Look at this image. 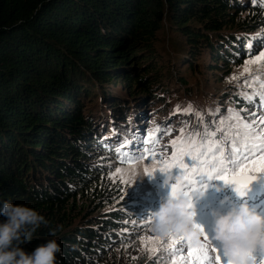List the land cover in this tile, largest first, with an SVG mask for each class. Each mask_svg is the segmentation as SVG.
<instances>
[{
	"label": "trees",
	"instance_id": "trees-1",
	"mask_svg": "<svg viewBox=\"0 0 264 264\" xmlns=\"http://www.w3.org/2000/svg\"><path fill=\"white\" fill-rule=\"evenodd\" d=\"M167 19L185 43V69L160 64ZM261 47L260 0H0V207L26 205L49 221L24 250L56 239L57 264L105 257L130 218L121 209L88 215L113 198L93 160L117 155L112 145L125 135L113 143L108 133L125 132L135 105L165 103L172 84L190 88L197 73L211 83Z\"/></svg>",
	"mask_w": 264,
	"mask_h": 264
},
{
	"label": "rangeland",
	"instance_id": "rangeland-1",
	"mask_svg": "<svg viewBox=\"0 0 264 264\" xmlns=\"http://www.w3.org/2000/svg\"><path fill=\"white\" fill-rule=\"evenodd\" d=\"M157 48L160 64L176 62L181 63L180 68L185 69V43L171 20L167 19L163 23ZM260 51H264V48L255 50L242 64H234L229 73L225 72L221 76L211 74V83H207L197 73V82L190 88L174 87L172 84L169 92L172 96L168 95L165 103L149 101L143 108L131 105L134 107L128 120L132 123L125 132L108 133L106 140L113 143L119 134L125 135L123 142L112 145L113 149H119L117 155L113 152L103 156L97 154L93 160L106 168L102 178L106 180L107 186L113 185L110 190L113 198L107 201L98 200L97 204L91 203L88 215L107 216L104 214L107 210L121 209L128 211L130 218L119 229L125 230L126 238L120 243L112 244L111 251L96 264H199L196 256H190L189 252L199 254L197 250L204 246H207L208 259L203 264H224L225 258L220 255V249L211 243L214 237V213H226L233 207L247 204L260 215H264V185L247 187L246 194L240 196L234 185L205 178L199 182L207 184L205 196L199 200L193 197L198 213L196 221L209 235L207 240L204 236L201 237V246L194 247L179 235L160 237L152 230V213L159 209L162 199L167 198L171 191L170 185L177 179L174 175L175 168L164 174L159 172L160 168L165 162L171 164L176 157L187 162V157L181 156L180 152L179 141L182 137L191 136L197 141H204L207 137L211 141L219 142L225 156L233 147L238 153H243L247 150L245 145L250 148L255 144L257 147L253 151L256 155L252 159L239 161L237 176L249 174L241 170L252 166L254 160L264 155V151H260L264 148V139L256 138L264 137V57L256 60V54ZM142 56H146V59L149 55ZM208 58L205 55V60ZM131 63H134V59ZM246 68L249 70L245 71ZM215 77L219 80L215 81ZM118 85V89L123 91L124 84L119 81ZM238 97L243 99L240 102L245 103L246 107L228 99ZM189 105L192 106L191 112L188 111ZM248 123H252L253 131L245 137L243 125ZM139 134L142 141L138 138ZM132 136L137 139L131 141ZM174 141L177 143L174 144ZM145 147L149 149L147 153L143 151ZM132 154L143 158L132 159ZM112 156H115L114 159ZM233 158L239 159L238 155ZM204 159L215 163L219 159V153L215 159L211 153ZM223 167H228V174H231L230 164L226 162ZM251 174L264 175V170ZM167 177L171 178L169 185L164 184ZM193 188L200 190V185H193ZM217 188L221 191L218 192ZM194 192L185 187L177 195H192ZM87 213L88 210L84 215ZM256 264H264V254L257 252Z\"/></svg>",
	"mask_w": 264,
	"mask_h": 264
},
{
	"label": "clouds",
	"instance_id": "clouds-1",
	"mask_svg": "<svg viewBox=\"0 0 264 264\" xmlns=\"http://www.w3.org/2000/svg\"><path fill=\"white\" fill-rule=\"evenodd\" d=\"M170 179L167 177L164 184L169 185ZM206 188L192 195H177L170 191L167 198L162 199L159 209L152 213V230L160 237L179 235L188 244L201 246V237L207 233L196 221L198 213L193 197L203 198ZM216 190L221 191L220 188ZM238 194L244 196L246 193ZM0 217L4 218L0 220V264H57L61 247L56 239L47 240L30 253L21 246L31 242L41 225H49L45 216L26 205L4 202ZM58 230L51 229L49 235L55 237ZM212 239L220 245L230 264H256L257 252L264 254V215L247 204L233 207L226 213H214Z\"/></svg>",
	"mask_w": 264,
	"mask_h": 264
},
{
	"label": "snow or ice",
	"instance_id": "snow-or-ice-1",
	"mask_svg": "<svg viewBox=\"0 0 264 264\" xmlns=\"http://www.w3.org/2000/svg\"><path fill=\"white\" fill-rule=\"evenodd\" d=\"M255 2L256 0H253V3ZM260 3L262 6H264V0H260ZM262 57H264V51H260L258 54H256V60H259ZM248 70L249 69L247 68L245 69V71ZM188 111H192L191 105L188 106ZM249 115H254V113H249ZM243 128L245 129V137H247L253 131L252 123L244 124ZM181 132L183 133V129H181ZM212 135L214 136L215 133H212ZM256 138L264 139V137L259 136H257ZM173 143L176 144L177 142L174 141ZM179 144L181 156L187 157V162H185V160L180 157H176L171 164L165 162L164 166L159 170L160 173L164 174L166 171L175 168L174 175L177 177V179L172 185H170L171 191L174 194L183 191L185 187H187L190 191H196V189L193 188V185L196 184L200 185V190L206 188L207 184L199 183L205 178L209 180H220L223 181V183L226 185H234L236 192L244 194L247 190V181L251 179V173L264 170V155H261L258 160H254L252 166L241 170L242 172L246 171L249 173L246 178L241 179L237 176L236 170L239 167V161L252 159L256 155L255 151H253V149L257 147L255 144H253L250 148L245 145L247 150L243 153H238V150L233 147L231 149V152L227 156L224 155L223 149L220 147L219 142L211 141L207 137H205L204 141H197L194 137L191 136L182 137V139L179 141ZM118 150L119 149H117V151ZM143 151L144 153H147L149 149L145 147L143 148ZM260 151H264V148H261ZM209 153L212 154V157L214 159L216 157V154L219 153V159L217 160V162L210 163L206 159H204L208 156ZM237 155L239 159H234L233 157ZM131 158L142 159L143 157L139 156L137 158L132 154ZM189 161H191V163H189ZM226 162L231 165V174H228V167H223ZM198 164L199 167H197ZM148 176L152 177V174L148 173ZM180 177H183L184 179L181 180ZM208 236L209 235L205 236V240L208 239ZM148 239L152 240V237H149ZM211 243L215 248L220 249V255L224 257V253L220 248V245L216 244L214 239H211ZM189 247L191 246L189 245ZM197 251L199 254H197V252H189V255H195L199 264H203V261L208 259L207 246H204L202 249ZM217 259H219V257H217ZM224 264H230V261L225 258Z\"/></svg>",
	"mask_w": 264,
	"mask_h": 264
},
{
	"label": "water",
	"instance_id": "water-1",
	"mask_svg": "<svg viewBox=\"0 0 264 264\" xmlns=\"http://www.w3.org/2000/svg\"><path fill=\"white\" fill-rule=\"evenodd\" d=\"M249 174H243L241 176H238L241 179H244L248 176ZM260 185H264V175H252L251 174V179L247 181L246 187H258Z\"/></svg>",
	"mask_w": 264,
	"mask_h": 264
}]
</instances>
